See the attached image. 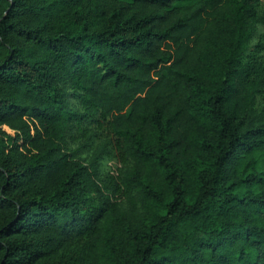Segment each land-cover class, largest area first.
Wrapping results in <instances>:
<instances>
[{"label": "trees", "instance_id": "16d2710c", "mask_svg": "<svg viewBox=\"0 0 264 264\" xmlns=\"http://www.w3.org/2000/svg\"><path fill=\"white\" fill-rule=\"evenodd\" d=\"M259 5L0 0V264H264Z\"/></svg>", "mask_w": 264, "mask_h": 264}, {"label": "rangeland", "instance_id": "374dc122", "mask_svg": "<svg viewBox=\"0 0 264 264\" xmlns=\"http://www.w3.org/2000/svg\"><path fill=\"white\" fill-rule=\"evenodd\" d=\"M259 13L263 21L259 25H257L256 34L252 41L253 43L256 42L257 38L260 35H264V0H260ZM88 130H90V127ZM109 138L110 137L105 132L97 130L90 140H86L88 141L87 144L79 145L84 147L80 151H78L77 156L81 158L83 162H88L92 154L99 150L101 146H105L107 153L100 160V171L102 173L116 175L123 168V160L115 151L113 143ZM75 146L76 145L72 147L76 148Z\"/></svg>", "mask_w": 264, "mask_h": 264}]
</instances>
